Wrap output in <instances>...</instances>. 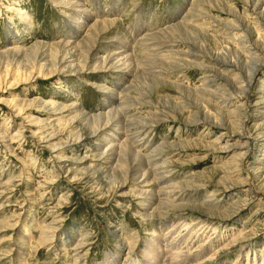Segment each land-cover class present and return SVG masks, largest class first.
I'll return each mask as SVG.
<instances>
[{
	"label": "rangeland",
	"instance_id": "obj_1",
	"mask_svg": "<svg viewBox=\"0 0 264 264\" xmlns=\"http://www.w3.org/2000/svg\"><path fill=\"white\" fill-rule=\"evenodd\" d=\"M86 38L95 45L84 48L80 42ZM263 40L264 0H0V264H144L147 240L155 244L156 257L168 260L187 251L189 238L195 256L204 248L212 251L204 264H238L247 255L261 264L264 193L237 187L230 196L215 188L220 168L238 156L237 149H224L239 141L237 129L233 135L222 125L240 105L243 85L227 87L214 74V59L252 66L250 46L264 48ZM68 42L75 57L63 72L49 75L57 61L51 50L57 45L60 51ZM93 47L98 55L81 65ZM118 48L127 52L130 70L99 69L100 59ZM33 52L39 54L34 63ZM82 66L83 72L75 71ZM229 71L234 79L235 70ZM250 91L249 110L262 112L254 117L262 124L264 66ZM225 93L229 105L221 102ZM16 99L21 102L17 107L12 105ZM24 103L29 109L19 112ZM113 108L117 129L124 126L128 133L120 130L118 140L107 131L90 135L91 120ZM78 124L85 127L82 132ZM73 133L83 137L67 143ZM108 139L114 144L130 139L152 178L172 185L194 182L202 189L189 190L187 201L176 204L182 208L160 206L162 218L144 216L145 199L132 194L137 182H128L124 190L113 183L127 171L123 163L135 156L130 151L120 158L102 155ZM254 142L244 178L249 167L264 159V141ZM106 160L115 164L106 167ZM99 163L108 168L105 174L101 169L106 185L99 184L101 173L94 175ZM144 186L146 192L156 191L159 200L169 192L159 194L160 182ZM229 208L230 215H224ZM172 225L187 233L169 247L177 237L168 230ZM186 226L189 230L183 231Z\"/></svg>",
	"mask_w": 264,
	"mask_h": 264
},
{
	"label": "bare ground",
	"instance_id": "obj_2",
	"mask_svg": "<svg viewBox=\"0 0 264 264\" xmlns=\"http://www.w3.org/2000/svg\"><path fill=\"white\" fill-rule=\"evenodd\" d=\"M80 44L81 45H84V48H88L89 45H91V46H94L95 45V43H91L90 44V40L89 39L87 40V38H86V40L83 39L80 42ZM63 45L60 48V51H58V49L56 47L57 45H55V47H53V49L50 52V55H51L52 60L55 59L57 61H55V63L53 64L54 69H52L50 71L49 75H54V73H57V70H58V72H60V71L63 72L64 71L63 65L66 64V63H68L70 60H72L75 57V54L73 52L74 51V48H72L73 51L71 49L72 44L70 45L69 42H68L67 44H63ZM262 45H264V40H263ZM254 46H255V44L252 45V47L250 46V48H252V49H250V52L254 56V58L249 59V61L251 62L252 66L249 63H246V65H249V66H239V64H236L235 65L232 61L224 60L222 62V61H220L219 58L214 59L215 60L214 74H215V76L222 77L223 80H225L224 82L226 83V86L227 87H229L230 84L232 85L233 82H238L239 84H242L243 85L242 86L243 89L241 91V94L237 97L238 100H239L240 105L238 106L237 109L233 110L230 114H228V118H229L228 122H225L222 125V127H223L224 130L230 131L231 133H233V135H236L235 134L236 133V129H237V132L239 134L238 135L239 136V139H238L239 141L236 140V141L232 142V144L231 143H228V146L226 148L224 147V149H226V150H229V149L230 150L237 149L236 152L238 153V156L235 155L231 159L230 163H225L220 168V170H219L220 171V176L222 175V177L218 180L215 188L219 189V191H220L219 193H223L224 195H230L231 196V194L236 190L237 187H240V188L246 187L249 191L254 192V193H258V191H260V193H264V191H263V188H264V159H259L258 158L259 160L255 163L257 165L256 166L252 165V167H249V169L247 170L248 173H249V177L248 178L242 177V172L244 171V167L246 165V161L248 160L249 156L252 154V150H253L250 147V142L252 141L253 144H254L255 143L254 141H260V142H263L264 141V123H262V124H260V123L259 124H256L255 123L256 120L254 119L255 115H260L262 112H260V111L257 112L258 110H256V112L254 111L252 113V111L249 110V109H251V98H252L251 91H250L251 90V87L255 83V80L257 78L258 73H260L262 71V67L264 66V48H259V47L256 48ZM58 47H60V46L58 45ZM40 48L41 47L39 46V49ZM96 48L97 47H93L92 48V51L88 54L87 58L85 60H84V58H83V60H81V65H82V62H85L84 63V66H85L88 63V60L96 58V56L98 55V53L94 52V50ZM123 48H126L125 44H124V47ZM118 49L120 50V48H118ZM100 50H102V48H100ZM119 50H117L115 52L113 51V53H111V52L109 53L108 52L107 53V56H105L103 59H100L101 62L98 63L97 67L99 69L101 68V69H105L106 70V69H113V68H122V66H123L124 69H125V71L126 70H130V65H129L130 63H129V61H131V60H129L128 57L126 56V53L127 52L122 51V50H120L121 51L120 52ZM40 51H42V50H40ZM171 54H173V53H171ZM37 55H39V54L36 52V53H34L31 56L30 60L32 61V63H34V61L37 59L36 58V57H38ZM59 55H62L63 56L62 60L59 59ZM27 56H29V55H27ZM27 59H28V57H27ZM37 62H38V60H37ZM53 62H54V60H53ZM48 66H46V67H48ZM50 66H49V68H50ZM75 66H74V68H76ZM77 66H79V65H77ZM31 67H32V64H31ZM83 68L85 69V67H83V66L80 69L78 67V70L76 69L75 71H79V72L82 71L83 72L84 71ZM230 69H232V70L234 69L235 70L234 72L231 71V72H233V75H231V76H233L234 79H231L229 77V75H228L229 72H230L229 71ZM43 71H44V69H43ZM26 72H28V70ZM244 73L247 75V77H245V74ZM24 74H25V71H24ZM7 75L9 76V74H7ZM2 80H3V78H2ZM226 91L229 92V89H226ZM114 95L115 94L112 91L113 98H114ZM220 96H222L221 97V102L222 101L223 102H227L228 105L231 103L230 100H229L230 96L229 95H226V93L223 94V95H220ZM23 100H25V99H22V101ZM115 101H117V96H115L113 102L115 103ZM114 103H111V106H113ZM20 104H21V102L19 101V99H16L15 101H12V105H14L16 107L19 106ZM26 104L27 103H24V105H22V107L18 109L19 112L27 111L29 109V108L26 109L27 108V105ZM262 104H264V100H263V103ZM54 106L55 105L52 104V107H54ZM117 109H118V107H117ZM113 110H114V108L112 110H110L108 113H106L105 115L101 114V115L93 118V120H91L92 121V127H91L92 130L90 128V130H91L90 131V135H92V136L93 135H96V134L100 135L101 134L100 133L101 131H107L109 134H111L112 139L118 140V138H115L116 136L118 137V133H120V135H121L122 131H123V133L126 132V131L123 130L125 128L124 126H119L118 127L119 129H117L116 123H119L118 122L119 120L117 118L118 115L115 114V112H117L116 109L114 111ZM84 115L86 116V114H84ZM84 115L81 114V117L84 118L85 117ZM115 115H117V116H115ZM261 118L264 119V116L261 117ZM86 119L87 118L85 117L84 120H86ZM250 123H252V124H250ZM248 124H250V125H248ZM253 124L256 125V126L254 127V130L251 131L252 128H253L252 127ZM248 126H249V131H248ZM81 127L82 128H85L84 126H82V124H78L77 125V128H79V130H81ZM120 127H122V128L120 129ZM120 130H122V131H120ZM244 130H246L245 132H248V137L249 138H247ZM80 132H82V130ZM126 133H128V131ZM76 134L77 133L71 134L68 137L67 143L79 142V140L83 137V134L82 133L79 134V135H76ZM127 137L129 138V136H127ZM246 138H247V140L245 141L244 139H246ZM130 139H129V141L128 140H125V142H124V140H120V141H117V143H115V144H114L115 141L112 142V140H109L108 139L107 140V143L108 144H105V145H108L109 147H107L106 151L103 152L102 155H105L106 154L108 156V158H111L112 159V158H115V157H119L120 158V155H119L120 153L122 155V153H127V151L133 152V154L135 156V158L133 157L134 160H132L131 162L128 161V163H123V165H122V166H127L128 167L127 171H125V172L119 171L121 173H124V175L118 173V175L115 178H113V179H115L113 183L115 184L116 188H121V189L124 188L125 189V186L128 184V182H131V181L137 182V184H135L136 187L134 186L133 189H132V194H133V196L134 195H138V196H141V197H143L145 199L144 200V203L146 205V209L144 211V213H145L144 216H146L148 218H156V219L162 218V214L161 213H158V209L160 211V206L161 207L162 206H164V207L167 206L168 209H173V210L176 209V208H178V207L182 208L184 206H179V205L177 206L176 204H178L177 202H186L187 201L188 198L186 199V197H187V195H189L188 194L189 193L188 192L189 190L198 191L199 189H202V185H195L194 182H188V183H183V184H179V185H172L170 183V181H168V180H165V179H162V178H158L157 179L156 177L152 178V174H150V169L147 168V167H150V166L149 165L147 167L145 166V163L146 162L144 163L143 158H142L144 156L140 155L139 152H136L132 148V144H130L132 142L130 141ZM243 141H245V142H243ZM104 142H105V140L102 141L101 144H103ZM208 148H213V145L208 144ZM147 158H148V161L150 159L152 160L151 157H147ZM106 159H107V157H106ZM107 161L108 160H106V167H108L107 166L108 163H110V164L114 163L115 164V162H114L115 159H114V161L112 163L110 161L109 162H107ZM103 163H105V162H103ZM103 163H99L101 166L99 165L100 168H99V170L97 169L95 171L94 175L101 173V169L104 168V165H105V164L103 165ZM119 166H120V163H119ZM106 167L103 170L104 171V174H105V170L108 169ZM146 169L148 171H146ZM236 169H238V170H236ZM109 173H108V175H110ZM151 173H154L153 175H156V172L155 171H153ZM94 175L92 176L93 179L91 177H88L87 179H92V181H95V179H97V178H94ZM101 175H102V173H101ZM121 175H123L124 177H122ZM102 177H103V175H102ZM99 180H100L99 181V184L103 182L106 185V181L104 180V177L101 178V179H99ZM208 180L211 183H214L215 182L214 177H210ZM150 181H152V182L154 181L155 183L156 182L162 183L163 186H162V188H160V191L161 192L159 194H162L163 191H167V190L169 191L168 193H164L165 200H161V199L159 200V198L157 197L156 191L146 192L145 191L146 189L144 190V187H145L144 185H146L147 183H150ZM198 182H200V181L198 180ZM131 184H134V183H131ZM109 186H110V184H109ZM175 188H177V189L179 188V191L178 192L179 193L181 192V194L183 193V195H185V197H183L182 195L181 196H178L179 194L177 195V191H176ZM156 190H158L157 187H156ZM129 194L131 195V193H129ZM195 194H198V193L196 192ZM208 197H209V195H208ZM155 204L157 205V207H154ZM179 204H181V203H179ZM141 205H143V204H141ZM212 206H210V207L212 208ZM213 207H215V206H213ZM232 208L227 209L224 212L225 213L224 215L229 214V212L232 211ZM224 215L221 213V215H219V216H224ZM226 216H224V217H226ZM178 226L179 225H172V226L168 227V230H171L173 232L172 233L173 235L177 234V237H174L173 239L171 238L173 240V241L171 240L173 243L169 244V247H172V246L176 245V243L179 241L178 239L185 238V233H187V232H181L182 231V228H181V231H180L178 229ZM184 227H185V224H184ZM184 227H183V231L184 230L185 231H188L189 230V228L187 226H186L187 228H185V229H184ZM218 227H220V226H218ZM178 230H179V233H178ZM171 231H169V232H171ZM196 233H197V231H196ZM157 236H158L157 238H160L161 241L164 239L163 238L164 235L162 237V235H158L157 234ZM238 238H241V235H238L237 237L232 238L230 240V242H228L227 244H224L225 248L233 245L234 243H236L238 241ZM196 242H197V240H196ZM194 244L195 243H193V238H189V241L186 244V249H187L186 252H183V253H180V254H173L174 257L172 256V257H170V259L165 260L164 258L163 259L162 258H159L160 255H159V252L157 250L154 251L155 244L152 241H148L147 240L146 241V247L142 251V255L144 256V258H147L148 259L146 261V263H144V264H187V263H185L186 261H188L189 259H192V258L195 259V257H197V258L195 259V261H191L192 264H194V262H197V264H204L205 263L204 258L206 257V255L212 253V251H210L209 249L204 248L199 253V256L200 257L198 255L195 256L191 252L192 249H194L193 248L194 247L193 246ZM125 245H126V242L124 244V250L126 248ZM156 245H157V243H156ZM182 246H184V244ZM184 249H185V247H184ZM198 249L200 250L201 249V246H199ZM262 254H264V249H263ZM157 255H159V256L156 257ZM186 255H187V259L185 260L184 256H186ZM247 256L248 257L246 259H243V262L241 260L240 263H238V264L244 263V260H247L246 261V264H256V260H254V262H253V260L250 261L249 255H247ZM177 257L180 260L177 259ZM213 257H215V253L213 255H211V259ZM261 257H264V255H262ZM211 259H209V260H211ZM138 263H139V261H138ZM138 263L134 260V261L130 262L129 264H138ZM258 264H260V263H258ZM261 264H264V260H261Z\"/></svg>",
	"mask_w": 264,
	"mask_h": 264
}]
</instances>
